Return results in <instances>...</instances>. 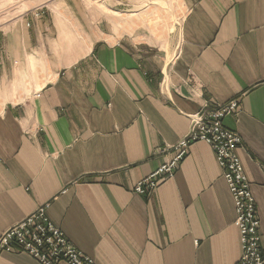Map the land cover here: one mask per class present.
<instances>
[{
  "label": "crops",
  "instance_id": "0c3cea01",
  "mask_svg": "<svg viewBox=\"0 0 264 264\" xmlns=\"http://www.w3.org/2000/svg\"><path fill=\"white\" fill-rule=\"evenodd\" d=\"M181 1L163 40L90 27L61 66L48 33L21 21L0 33V234L44 206L94 264H234V204L206 143L148 195L133 187L189 114L236 99L223 124L241 139L264 248V0ZM0 264L40 263L3 252Z\"/></svg>",
  "mask_w": 264,
  "mask_h": 264
},
{
  "label": "built area",
  "instance_id": "2783aa9c",
  "mask_svg": "<svg viewBox=\"0 0 264 264\" xmlns=\"http://www.w3.org/2000/svg\"><path fill=\"white\" fill-rule=\"evenodd\" d=\"M238 107V100L233 99L191 114L187 133L175 144L158 150L160 153L170 151V157L140 179L133 190L148 195L162 179L174 174L191 143H206L214 152L234 204L241 245L240 258L234 264H264L254 197L241 162L234 153L241 139L223 124L224 117L236 113ZM3 252L26 253L40 264H93L92 259L72 245L64 232L49 220L44 206L0 234V254Z\"/></svg>",
  "mask_w": 264,
  "mask_h": 264
},
{
  "label": "rangeland",
  "instance_id": "374dc122",
  "mask_svg": "<svg viewBox=\"0 0 264 264\" xmlns=\"http://www.w3.org/2000/svg\"><path fill=\"white\" fill-rule=\"evenodd\" d=\"M183 14L181 0H0V33L17 21L30 30L48 33L58 40L52 50L58 53L55 61L61 66L67 64L66 49H80L90 27L98 31L101 26L113 33L116 26L128 32L136 28L142 36L161 41L170 30L175 31Z\"/></svg>",
  "mask_w": 264,
  "mask_h": 264
},
{
  "label": "bare ground",
  "instance_id": "6f19581e",
  "mask_svg": "<svg viewBox=\"0 0 264 264\" xmlns=\"http://www.w3.org/2000/svg\"><path fill=\"white\" fill-rule=\"evenodd\" d=\"M51 77V76H50ZM50 80H52L51 78H50Z\"/></svg>",
  "mask_w": 264,
  "mask_h": 264
}]
</instances>
